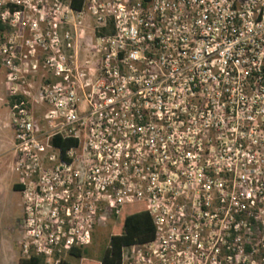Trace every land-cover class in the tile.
<instances>
[{
	"label": "built area",
	"instance_id": "obj_1",
	"mask_svg": "<svg viewBox=\"0 0 264 264\" xmlns=\"http://www.w3.org/2000/svg\"><path fill=\"white\" fill-rule=\"evenodd\" d=\"M81 1L101 54L89 94L50 58L61 80L19 92L15 47L0 46L26 257L84 248L96 213L142 203L154 239L120 264L167 240L186 264H264V0ZM31 4L0 0V27ZM54 136L75 144L61 155Z\"/></svg>",
	"mask_w": 264,
	"mask_h": 264
},
{
	"label": "rangeland",
	"instance_id": "obj_2",
	"mask_svg": "<svg viewBox=\"0 0 264 264\" xmlns=\"http://www.w3.org/2000/svg\"><path fill=\"white\" fill-rule=\"evenodd\" d=\"M66 1L32 0L34 10L26 9L13 28L0 29V46L10 41L15 47L14 64H18L16 76L23 81L22 85H18L19 92L26 91L33 96L39 87L61 80L53 75L52 68L46 63L49 58L68 67V78L75 82L78 95H87L96 86L101 62V54L97 51V25L90 12L69 11ZM39 15L44 16L43 22L36 21ZM53 18L54 21L51 20ZM52 25L56 27L54 30ZM53 32L56 36L54 43ZM64 34L67 39H64ZM6 73L0 66V142L10 144L3 150L0 147V264H17L19 258H25L29 253H24L21 246L19 224L22 219L19 206L23 200L10 189L12 183L17 184L18 175L14 171L12 132L8 125ZM32 112L34 119L40 121L42 110L33 108ZM132 205H139L140 209L145 210L142 203ZM129 206L121 209L117 216L96 213L90 230V241L84 248L78 249L79 259L63 252L47 263L42 258H39L40 261L42 264H55V260H62L67 264H96L101 251L108 244L109 237L119 232L124 212L131 211ZM164 240L167 239L164 237ZM191 254L187 247L173 245L167 240L165 245L155 242L149 246L124 250L121 264H186L185 261Z\"/></svg>",
	"mask_w": 264,
	"mask_h": 264
},
{
	"label": "trees",
	"instance_id": "obj_3",
	"mask_svg": "<svg viewBox=\"0 0 264 264\" xmlns=\"http://www.w3.org/2000/svg\"><path fill=\"white\" fill-rule=\"evenodd\" d=\"M82 6L81 0H70L68 7L71 11L79 12ZM0 29H2L0 27ZM52 147L57 148L62 155L66 149L75 144V141L69 138H60L54 136L50 140ZM13 189L20 188L19 185H13ZM131 211H126L123 214L119 232L111 235L108 239L107 246L101 251L100 257L96 264H120V253L122 248H127L135 245H143L154 239V226L150 217L139 205L129 206ZM68 255L79 259L80 252L77 249L71 248ZM17 264H42L39 258L29 255L25 258H19ZM58 264H67L60 260ZM85 264H92L87 262Z\"/></svg>",
	"mask_w": 264,
	"mask_h": 264
},
{
	"label": "flooded vegetation",
	"instance_id": "obj_4",
	"mask_svg": "<svg viewBox=\"0 0 264 264\" xmlns=\"http://www.w3.org/2000/svg\"><path fill=\"white\" fill-rule=\"evenodd\" d=\"M13 158V157H12ZM12 190L16 193H18L20 195V191L21 189L20 188H15L13 189L12 187ZM25 203H21L19 208H20V219H22L24 217V209H25V206H24ZM20 225V224H19Z\"/></svg>",
	"mask_w": 264,
	"mask_h": 264
},
{
	"label": "crops",
	"instance_id": "obj_5",
	"mask_svg": "<svg viewBox=\"0 0 264 264\" xmlns=\"http://www.w3.org/2000/svg\"><path fill=\"white\" fill-rule=\"evenodd\" d=\"M0 143L2 144V145L0 146V147H1V150L5 149L6 146H8V147L10 146V144L8 145V143H5V142H3V143L0 142ZM2 147H3V148H2ZM13 185H16V184H13V183H12V184L10 185V189H11L12 192H14V191L12 190V186H13Z\"/></svg>",
	"mask_w": 264,
	"mask_h": 264
}]
</instances>
